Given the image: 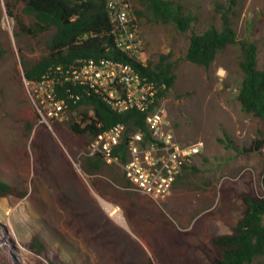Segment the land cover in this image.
I'll list each match as a JSON object with an SVG mask.
<instances>
[{"label":"rangeland","instance_id":"374dc122","mask_svg":"<svg viewBox=\"0 0 264 264\" xmlns=\"http://www.w3.org/2000/svg\"><path fill=\"white\" fill-rule=\"evenodd\" d=\"M174 1L194 16L189 31L145 18L137 24L147 59L169 55L174 64L173 88L159 100L170 130L179 143L198 145L201 152L169 196L154 202L130 187L120 165L85 171L91 140L73 137L68 123L80 122L81 112L91 116L88 107L63 121H43L37 109L42 95L25 79L23 64L40 59L52 32L17 35L6 4L19 15L22 4L0 0V181L17 192L0 199V241L16 264L205 263L212 255L210 239L230 233L241 217L239 194H263L264 146L256 150L254 143L263 138L264 126L242 112L236 98L242 79L239 45L226 47L208 68L185 56L190 36L219 30L226 12L238 40L257 46V65L264 70V0ZM96 196L121 212L125 227ZM33 236L44 247L40 256L28 247ZM251 264H264V258Z\"/></svg>","mask_w":264,"mask_h":264},{"label":"trees","instance_id":"16d2710c","mask_svg":"<svg viewBox=\"0 0 264 264\" xmlns=\"http://www.w3.org/2000/svg\"><path fill=\"white\" fill-rule=\"evenodd\" d=\"M107 1L15 0L16 3L22 4L21 14L31 19L29 24L24 21L22 15L13 12L14 6L11 3H7V13L15 21L17 35L34 38L52 32L45 42L44 54L40 59L30 66L23 64L25 79L29 83L39 82L48 72L62 79L55 71L57 67L66 69L87 59H113L132 64L143 77L160 86L159 99L171 90L176 77L169 55H160L154 62L147 60V66L143 67L116 48L106 9ZM132 1L139 6H131V14L136 23L145 18L150 23L172 25L179 32L185 33L195 21L194 16L184 13L182 7L174 0ZM67 20L68 22H65ZM221 21L219 30L210 27L201 34L190 36L185 59L194 65L208 68L226 47L239 45L241 58L238 68L242 79L236 98L241 111L260 120L264 126V70H260L257 65V46L247 40H238L226 12L221 14ZM57 94L67 102L70 112L78 111L81 106L88 107L92 112L91 116L81 112L83 118L80 122L72 120L68 123L69 132L73 137L87 136L92 140L98 131L117 124L124 125L128 133L139 131L148 137L143 113H116L99 96L70 82H65L62 86L57 85ZM71 94L79 98L76 104L70 98ZM87 119L101 123L102 128L96 129L92 123L86 122ZM263 146L264 136L255 141L254 149L259 150ZM120 150L124 161L125 142L121 144ZM104 164L100 158L83 160V167L88 174L101 171ZM262 186L263 194L259 196L252 191L239 194L243 205L241 217L230 233L210 239L212 255L208 262L189 261L186 264H251L256 258H264V174ZM94 188L105 200L113 202L110 196L102 193L97 184H94ZM16 194L13 187L0 181V199ZM7 247L0 241V264H16ZM28 247L38 256L44 251L37 236L32 237Z\"/></svg>","mask_w":264,"mask_h":264},{"label":"built area","instance_id":"2783aa9c","mask_svg":"<svg viewBox=\"0 0 264 264\" xmlns=\"http://www.w3.org/2000/svg\"><path fill=\"white\" fill-rule=\"evenodd\" d=\"M111 34L116 48L134 62L147 66L145 44L131 14L128 0L106 3ZM61 78L48 72L41 81L32 83L40 90L38 112L43 121H63L70 113L64 99L58 97L57 85L70 82L99 96L116 113L137 111L145 114L148 137L142 132H126L117 124L96 133L88 145V157L100 158L108 165H120L131 188L158 202L169 196L176 180L190 166L201 149L198 145L181 144L170 130L159 106L161 87L143 77L130 63L113 59L81 60L78 64L55 70ZM219 76H223L218 72ZM76 104L78 97L69 95ZM96 129L101 123L87 119ZM125 142L126 159L122 160L121 144Z\"/></svg>","mask_w":264,"mask_h":264},{"label":"bare ground","instance_id":"6f19581e","mask_svg":"<svg viewBox=\"0 0 264 264\" xmlns=\"http://www.w3.org/2000/svg\"><path fill=\"white\" fill-rule=\"evenodd\" d=\"M98 198V200L100 201V204L102 205V207L104 208V210L106 212H108L109 216L116 221L117 223H119L120 225L125 227V221L122 217L121 212L115 208L114 206H112L111 204L103 201L100 197L96 196Z\"/></svg>","mask_w":264,"mask_h":264},{"label":"water","instance_id":"95a60500","mask_svg":"<svg viewBox=\"0 0 264 264\" xmlns=\"http://www.w3.org/2000/svg\"><path fill=\"white\" fill-rule=\"evenodd\" d=\"M65 22H68V20H67V21H65Z\"/></svg>","mask_w":264,"mask_h":264}]
</instances>
